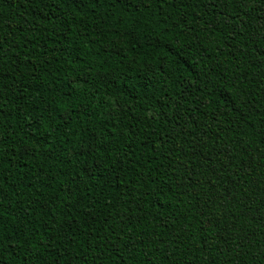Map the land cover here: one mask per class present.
Segmentation results:
<instances>
[{
	"label": "trees",
	"instance_id": "trees-1",
	"mask_svg": "<svg viewBox=\"0 0 264 264\" xmlns=\"http://www.w3.org/2000/svg\"><path fill=\"white\" fill-rule=\"evenodd\" d=\"M0 264H264V0H0Z\"/></svg>",
	"mask_w": 264,
	"mask_h": 264
}]
</instances>
